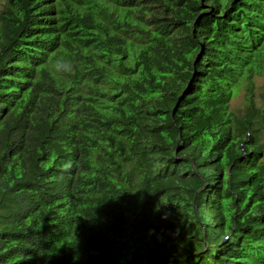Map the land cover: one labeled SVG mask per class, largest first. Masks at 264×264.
Returning a JSON list of instances; mask_svg holds the SVG:
<instances>
[{"label":"trees","instance_id":"1","mask_svg":"<svg viewBox=\"0 0 264 264\" xmlns=\"http://www.w3.org/2000/svg\"><path fill=\"white\" fill-rule=\"evenodd\" d=\"M259 74L264 0H0V264H264Z\"/></svg>","mask_w":264,"mask_h":264},{"label":"rangeland","instance_id":"2","mask_svg":"<svg viewBox=\"0 0 264 264\" xmlns=\"http://www.w3.org/2000/svg\"><path fill=\"white\" fill-rule=\"evenodd\" d=\"M252 92L253 98L256 103H258V99L261 97L260 95L264 91V75L259 74L252 77ZM245 90L243 87L239 88L237 93L230 99L229 101V108L233 110H238L242 108V100Z\"/></svg>","mask_w":264,"mask_h":264}]
</instances>
